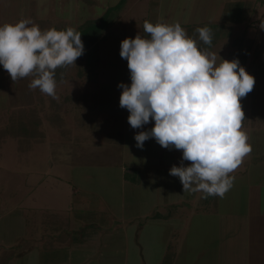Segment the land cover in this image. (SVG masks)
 I'll list each match as a JSON object with an SVG mask.
<instances>
[{"label": "crops", "instance_id": "obj_1", "mask_svg": "<svg viewBox=\"0 0 264 264\" xmlns=\"http://www.w3.org/2000/svg\"><path fill=\"white\" fill-rule=\"evenodd\" d=\"M19 1L16 0L17 3L12 4L11 11L13 15H16L15 17L19 18L17 21L23 19ZM202 1L137 0L132 3L130 0H125L120 13L122 19L126 18V27H121L120 34L117 32L109 34V29L105 31L96 51L98 54L95 60L96 65L72 67L64 80L57 81V98L41 92L39 88H29L30 95L26 97L21 81H27L29 85L33 77L13 81L7 70L0 69V97L4 89H11L13 92L11 101L8 99L5 102L0 101V111L18 109L21 112L27 107L29 109L27 113L33 111L34 116L29 117L45 126L44 139L38 137L39 141L43 140L47 143L46 145L51 146L54 161L62 167L70 163L73 169L95 168L93 166L96 164L95 161H98L99 152L104 155L115 152L116 160L103 165L119 168L122 171V178L125 179L124 182L127 181L133 187L141 184L142 180H139L138 176L142 173L139 171H149L150 168L162 170V173L158 175H161L163 180L159 181L158 187L168 184L169 180H174L173 190L177 194L169 199H158L157 207L161 209L162 206L166 208L180 203V210L177 213L179 218H183L184 223L183 226L172 227L171 225L172 230H175L171 234L176 237L174 241L176 243L169 244L166 255L159 264H264V125L255 124L257 112H263L264 108H254L247 95L240 98L244 112L242 130L247 133V142L251 145V151L230 173L234 177L233 185L223 197L210 195L205 198L201 192L182 194L178 188L183 187L179 177L173 175L170 176L171 178L165 177L167 174L165 172L170 174L169 169L173 165H180L182 150L162 147L154 138L146 140L142 149L136 147L134 135L139 131L151 129L154 121L150 120L142 128L134 129L128 122V110L119 106L122 89L117 87L118 83L124 82L128 85L131 83L127 60L120 56V43L124 38H135L138 33L141 36H147L148 34L143 30L145 21L154 24L157 21L170 24L178 22L188 36L196 39L199 48L218 53L219 56L228 60L238 57L239 52L237 47L234 50V43L239 39L241 41L242 37L244 41L253 39V24H250L249 20L253 19L254 13L251 14L250 4L247 5V10L250 12L246 22L248 24L244 22V25L234 20L226 21L230 19V15L225 16L222 12L223 8H219V12L211 13L209 16L208 7H203ZM91 2L96 4L97 0H90ZM65 4V1L59 4L61 9L66 7ZM225 5L223 4L224 7ZM78 7H74L69 13L73 14L74 18H68L66 10L64 12L61 10L58 14L56 12L57 17L52 21L61 28L78 29L87 20L100 17H75L79 14ZM252 7L254 9V6ZM135 9L137 12H133ZM40 10H44V7L41 8L37 4L35 9L37 16L40 15ZM128 11H131V17L127 15ZM5 12L7 14L6 10ZM92 13L94 14L93 11H89L90 15ZM38 19L40 20L39 17ZM10 20L4 19L0 23H15L14 19ZM204 26L211 29L212 43L210 45L198 39L196 29ZM255 42L256 39H254ZM94 53L95 51H90L88 57L94 58ZM219 56H217L218 61ZM47 125L55 130V134L59 137L56 145L52 139L46 142L45 138H50L45 131ZM32 134L33 137L34 133ZM113 146L116 148L113 149ZM23 148L19 145L20 151ZM125 154L130 156L128 162L124 163L117 159L119 155L124 157ZM190 163V161H184L185 165ZM157 214L159 219L167 217L172 219L170 213L158 212ZM155 215L153 214L152 217ZM181 251H183L182 257ZM198 251L200 255L195 258V252ZM130 262L136 264L132 258Z\"/></svg>", "mask_w": 264, "mask_h": 264}, {"label": "rangeland", "instance_id": "obj_2", "mask_svg": "<svg viewBox=\"0 0 264 264\" xmlns=\"http://www.w3.org/2000/svg\"><path fill=\"white\" fill-rule=\"evenodd\" d=\"M64 1L66 7L61 9L59 4ZM136 1L130 0L132 3ZM241 1L203 0L201 4L210 9H207L209 16L219 12V8H223L222 12L227 16L230 4L232 8L250 4L251 14H254L249 23L253 24L252 37L256 42L250 44L252 38L243 42V49L252 45L245 69L254 76L256 87L262 85L256 90L254 106L264 108V82L257 73L261 72L264 63V28L260 27L264 22V0ZM15 2L0 0V21L14 19L17 22L19 18L11 12ZM120 2L97 0L93 4L90 0H20L19 4L23 19L30 18L33 23H39L41 30H47L56 28L52 19L55 20L61 10H66L68 18H74L69 13L79 6V14L75 17H101L106 9ZM37 4L44 7L39 16L35 11ZM89 11L94 14L90 15ZM121 11L112 16L113 20L107 27L109 34L119 33L121 27H126L127 21L121 18ZM130 12H127L128 16ZM133 12H137L136 9ZM233 45L236 50L239 43ZM87 55L83 53L75 64L69 65L70 68L96 65ZM21 82L28 97V83ZM4 90L0 101H11L13 92ZM27 109L21 112L18 109L0 111V264H134L129 263L131 258L136 264L162 262L169 244L176 241L171 234L175 232L172 227L183 226L184 223L177 213L180 203L172 207L162 206L161 209L157 207L158 199H169L177 194L173 190L174 180L158 187L159 181L163 180L158 175L162 170L150 168L149 171H139L142 173L138 176L141 184L133 187L124 182L119 168L103 165L116 160L115 152L111 155L99 152L95 168L73 169L70 163L62 167L54 161L51 146L38 139H44V124L31 118L34 113H27ZM262 111L256 114L255 124L259 126L264 125V109ZM46 129L50 137L45 138L46 142L52 139L56 145L59 141L56 131L48 125ZM19 145L24 147L21 151ZM117 159L125 163L130 156L119 155ZM165 173L166 178H171L168 172ZM178 188L182 194H187L183 187ZM158 212L170 213L172 219L152 217ZM199 255L200 251L195 252L194 257Z\"/></svg>", "mask_w": 264, "mask_h": 264}, {"label": "clouds", "instance_id": "obj_3", "mask_svg": "<svg viewBox=\"0 0 264 264\" xmlns=\"http://www.w3.org/2000/svg\"><path fill=\"white\" fill-rule=\"evenodd\" d=\"M143 30L147 36L138 33L120 43L131 83L117 85L119 106L128 110L132 128L154 121L151 129L134 135L136 147L154 138L162 147L182 150L180 165L169 173L179 177L183 192L223 197L233 185L230 173L251 151L240 98L253 89L255 78L238 58L199 48L178 22L145 21ZM196 31L199 41L212 43L210 28ZM81 34L72 27L41 30L30 18L5 23L0 25V65L13 81L31 76L30 89L57 98L55 70L83 55Z\"/></svg>", "mask_w": 264, "mask_h": 264}, {"label": "trees", "instance_id": "obj_4", "mask_svg": "<svg viewBox=\"0 0 264 264\" xmlns=\"http://www.w3.org/2000/svg\"><path fill=\"white\" fill-rule=\"evenodd\" d=\"M238 2H242V1H238ZM245 2V1H243ZM125 0H121V2L119 4H117L116 6H113L112 8H108L107 11L99 18L96 19H91V20H87L84 24L80 25L78 27V29H76L77 31L81 32V39L84 43V48L85 51L84 53H88L87 56H89L90 51H96L98 48V44L100 42V39L103 38L104 33L109 25V23H111L112 16L113 15H117L118 12L121 10V7L124 5ZM229 9L227 10V15H230V19L226 20V21H235V22H241L242 24H245L249 18V11L247 10V4L241 5V6H235L232 8L233 5H228ZM245 22V23H244ZM248 24V23H246ZM248 26V25H247ZM57 30H64L65 28H61L59 26H56ZM247 29V28H246ZM246 29L243 32L244 34L246 33ZM250 44L254 42L253 39L250 40ZM244 42V38H241V41L239 39V41L237 43H239L237 50L239 52L238 54V58L240 61V64L242 66L245 67L246 65V61L248 59L249 56V51L250 48H252V45L248 46V48L245 50L243 49V44ZM98 54H94V58L90 59V60H96L97 59ZM0 69H3L2 65H0ZM70 66H66V67H58L55 71H56V76L55 79L56 81H62L64 80L67 76H68V71L70 70ZM258 75L260 76V80L261 82H264V63L261 65V72H257ZM262 85L259 84L256 87V83L253 87V89L251 90V93H247V98L251 99V104H253V106L255 105V99H256V90L257 88H260ZM254 94V96H253ZM258 108L257 106H254V108ZM155 216H159V214H156ZM62 237V236H61ZM165 264V263H164Z\"/></svg>", "mask_w": 264, "mask_h": 264}]
</instances>
